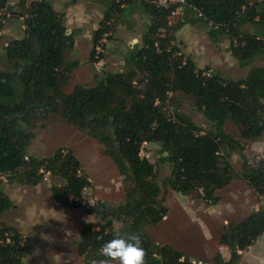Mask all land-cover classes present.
Wrapping results in <instances>:
<instances>
[{
	"label": "trees",
	"instance_id": "obj_1",
	"mask_svg": "<svg viewBox=\"0 0 264 264\" xmlns=\"http://www.w3.org/2000/svg\"><path fill=\"white\" fill-rule=\"evenodd\" d=\"M12 1L0 0V32L5 27L1 23L5 9L10 15L22 14L25 29L22 38L5 45L9 67L0 70V241L4 242L0 243V264H22L29 251L22 245L18 229L2 220L12 208L2 188L3 179L33 187L47 175L60 179L62 183L52 187L53 197L70 208L81 207L83 192L91 186L72 152L59 149L51 157L28 153L36 123L54 114L97 140L124 182L122 204L114 207L100 202L89 209L98 221L81 231L79 254L92 260L114 233L138 232L147 252L146 264H203L192 262L171 246L157 244L148 235L147 228L160 224L169 209L159 200L156 167L141 151L145 144L161 146V160L172 166L165 182L172 191L183 195L200 192L205 200L217 202V191L234 180L228 159L232 148H239L242 178L264 197V158L250 165L240 144L223 131L227 121H232L242 139L264 140V64L238 80L205 75L209 69H199L176 42V33L184 24L170 25L171 10L157 7L155 0H139L150 16V26L142 45L133 52L131 66L124 72L102 73L96 85H76L66 93L64 88L76 64L66 58L74 41L67 34L65 13L56 11L48 0H17L14 6ZM187 2L212 24L211 37L229 35V50L238 63L245 66L259 57L264 61V38L245 32L242 26L264 23V7L260 8L264 1ZM120 12L123 9L113 0L94 33L90 55L94 68L104 57L101 54L96 58V45L104 34L113 32V17ZM176 95L191 98L211 130L205 131L184 113L173 117L170 105ZM116 224L121 227L117 229ZM6 233L12 236L9 244L5 242ZM262 235L264 207L239 223L229 224L221 244L229 248L231 257L225 260L218 253L210 264H239L241 252Z\"/></svg>",
	"mask_w": 264,
	"mask_h": 264
},
{
	"label": "rangeland",
	"instance_id": "obj_2",
	"mask_svg": "<svg viewBox=\"0 0 264 264\" xmlns=\"http://www.w3.org/2000/svg\"><path fill=\"white\" fill-rule=\"evenodd\" d=\"M48 1L53 5L54 0ZM88 1L84 0L83 2L88 7L90 13H92L91 7L101 6L103 3L102 6H104L106 12L102 14V18L105 17L109 7L112 6V1L109 0H92V3ZM13 2L18 1L13 0ZM107 3H110L111 6L105 5ZM129 6L131 5L126 3V9L121 8L125 10L124 13H117L113 17V22L115 21L114 27L121 22V29L118 30L116 36L118 39H115L117 42H121V38L119 37L120 32L124 30V26L130 23L132 25V19L134 17L141 18L145 21L149 20L146 12L135 16L137 13L135 11L140 10L138 5L132 6L127 10ZM179 18L177 17L172 21V26L180 22ZM8 22H6L5 26ZM199 22L200 30L205 29L207 31V24L201 21ZM2 36L1 33L0 70H7L9 65L5 55V45L10 40H13V38L19 37V32ZM81 42L82 48L80 50L78 64L84 62L86 67L74 72L64 88L66 93H70L76 85L94 86L103 77L97 69L92 68L91 70L90 67H87L89 63L87 61L85 62L92 48V40L88 34H85ZM176 42H178V39ZM208 48L212 49L213 45H210ZM116 55H118L117 48H107V56L109 58ZM66 56L72 58L70 49L67 51ZM128 56H131V54ZM254 63L256 66L263 65V58H257ZM95 73L98 74L96 77L94 75ZM172 98L174 99H172L170 111L173 117L177 113H184L205 131L211 130V126L203 114L195 109L191 98L183 95H176ZM223 131L240 144L239 146L243 149L246 160L250 165L253 166L256 160L264 158L263 139L258 141H246L242 139L238 127L232 121H227ZM34 132L35 139L28 148L29 154L36 157H51L56 151L63 149L65 152H72L81 162L82 171L91 183L89 191L83 192L87 202L92 203L93 206H97L100 202H105L108 206L117 207L125 201L123 177L120 175L114 161L103 153V147L97 140L73 128L58 114L50 115L47 119L38 121ZM141 154L155 165L157 170L156 182L161 188L159 200H162L164 205L169 209L167 217L160 224L147 228V233L152 240L159 245H168L185 253L192 262L210 264L218 253L225 260H229L231 257L230 250L221 244V237L225 229L229 224L239 223L246 219L252 212L264 207V197L255 193L250 185L242 178L243 159L240 155L239 148H232L231 156L228 159L232 165L234 180L229 186L217 191V202L205 200L203 194L200 192L183 195L172 191L165 183L171 175L172 166L170 163L161 160L160 145L154 143L145 144ZM61 183L62 181L60 179L53 180L50 175H47L44 181L37 187L16 181L10 183L6 179H3L2 188L5 194L8 192V195L14 199V203H22V208L25 206L31 207V205H25V203L30 204L31 202H36L40 203L39 207L49 209L54 205L52 201L54 199L52 187L54 184ZM8 184H12L13 188H7L6 185ZM18 189H21V191H18ZM56 209L73 214L74 227L71 228L73 236L68 238L67 241H63L62 244L54 242V245L50 246L47 242L36 239L34 241L36 250L31 256L30 251H27V255L23 257L22 264H90L91 259L79 254L77 240H79L80 233L85 225L92 222L95 223L98 220L89 209L83 206L70 208L57 204ZM15 215L17 213L11 211L10 214L5 216V220L10 222V220L15 218ZM116 227L119 229L121 225L116 224ZM49 234L48 232V238H50ZM58 237L60 236L58 235ZM22 245L30 249L28 247V240L23 239ZM241 254L239 264H264V235L252 247L243 253L241 252Z\"/></svg>",
	"mask_w": 264,
	"mask_h": 264
},
{
	"label": "crops",
	"instance_id": "obj_3",
	"mask_svg": "<svg viewBox=\"0 0 264 264\" xmlns=\"http://www.w3.org/2000/svg\"><path fill=\"white\" fill-rule=\"evenodd\" d=\"M83 1L84 0H54L53 3L54 9L56 11L65 13V26L67 28V34L73 36L74 42L72 48L70 49L72 58L66 56L67 61L70 64H76L75 66L73 65L71 76L74 74V72L86 67L84 62L78 64L80 59V50L82 48L81 41L83 40L85 34H88L89 38L92 40V48L90 49V54L86 57L85 62L87 61L89 63L87 64V67H90L91 70L92 68L94 69V66L90 63L94 33L97 31V29H99L100 24L104 19L102 18V14L106 12V9L104 6H102V3V5L100 4L101 6L97 5V7H91L92 13H90L88 7ZM109 1L113 2V0ZM88 2L92 3V0H89ZM16 3L17 2L12 1L11 5L14 6ZM134 4L138 5L140 9L139 11H135L137 12L135 16L141 14L142 12H146L139 0H134L131 4H129L131 6H129L127 10H129V8L132 6H135ZM105 5L109 6L110 3ZM261 6L260 8L264 7ZM124 11L125 10H123V13ZM146 14L149 17L148 21L134 17L132 19V25L130 23L129 25L124 26V30H122L119 34L121 42H117L115 40L118 39L116 36L118 30L121 29V22L119 25L114 27V31L112 32L111 36L112 38L106 45L104 57L95 68L98 72L101 74L107 72L114 74L118 71L124 72L126 71L125 69H128L131 66L133 52L136 48L142 45L143 38L149 30L150 16L147 12ZM179 20L184 25L176 33V41L178 39V46L184 55L190 56L193 59L199 69H209L212 74L220 75L222 78L238 80L246 77L252 68L257 67L254 61L245 66L238 63L229 50L231 44L229 35H218L215 38L211 37L212 24L206 21V19L199 17L197 12L192 10L188 12L185 17H180ZM7 21L9 22L1 32L2 35H11L19 32V37L13 38V40L22 38L24 36L25 29L22 19L16 18L15 15H10V18ZM199 21L207 24V31L205 29L200 30V26L198 24L200 23ZM242 26L245 32L257 34L259 37L264 38V23H250L246 25L243 24ZM210 45H213L212 49L208 48ZM108 47L117 48L118 55L109 58L107 56ZM129 54H131V56H128ZM217 71H219V73H217ZM94 75L96 77L98 74L95 73ZM6 187L13 188V185L8 184ZM18 191H21V189H18ZM6 194L8 195V192H6ZM8 197L12 201V208L4 213L2 220L5 225L17 228L24 239H26V241L28 240L30 256L31 254L33 255V252L36 250V247H34V241L36 239H40L42 242H47L50 246L54 245V242L62 244L63 241H67L68 238L73 236L71 229L74 227L72 218L73 214H69L64 210L62 211L56 209V205L58 203H56L54 199L52 200L54 205L49 209L39 207L40 203L36 202H31L30 204L25 203V205L28 204L31 205V207L25 206L22 208V203H14V199L9 195ZM11 211L13 213H17V215H15L13 220L8 222L5 220V216L10 214ZM67 216L69 217L67 218ZM48 232L50 233V238H48ZM58 235L60 237H58ZM79 241L80 239L77 240V242Z\"/></svg>",
	"mask_w": 264,
	"mask_h": 264
},
{
	"label": "clouds",
	"instance_id": "obj_4",
	"mask_svg": "<svg viewBox=\"0 0 264 264\" xmlns=\"http://www.w3.org/2000/svg\"><path fill=\"white\" fill-rule=\"evenodd\" d=\"M146 256L138 232H116L100 245L90 264H146Z\"/></svg>",
	"mask_w": 264,
	"mask_h": 264
},
{
	"label": "built area",
	"instance_id": "obj_5",
	"mask_svg": "<svg viewBox=\"0 0 264 264\" xmlns=\"http://www.w3.org/2000/svg\"><path fill=\"white\" fill-rule=\"evenodd\" d=\"M264 0H259V2H263ZM115 3L119 6V8H126L127 0H115ZM157 7H163L171 10L170 13V21L169 24L172 25V21L177 17H185L188 12L191 10L197 12L199 17H202L206 19V17L195 7L191 6L187 0H155L153 2ZM10 18V14L7 11V9L3 12V17L1 19V23L6 24L7 20ZM1 33V32H0ZM112 35V32H108L103 35L102 39L98 42L95 48V54L96 58H98L101 54L105 53V46L108 44V38ZM157 45V44H156ZM207 76H211L212 72L209 70L205 73ZM142 155V154H141ZM84 191L88 192L89 188L85 189ZM80 205L83 207H86V209H90L91 206H93L92 203L87 202L86 198L84 197V194L82 195V201H80ZM6 240L5 242L9 244L11 242V234L6 233L5 234ZM22 241L24 239L23 236ZM0 243H4L3 241H0Z\"/></svg>",
	"mask_w": 264,
	"mask_h": 264
},
{
	"label": "water",
	"instance_id": "obj_6",
	"mask_svg": "<svg viewBox=\"0 0 264 264\" xmlns=\"http://www.w3.org/2000/svg\"><path fill=\"white\" fill-rule=\"evenodd\" d=\"M15 17H16V18H20V17H22V14L20 15V17H18V16H16V15H15Z\"/></svg>",
	"mask_w": 264,
	"mask_h": 264
}]
</instances>
